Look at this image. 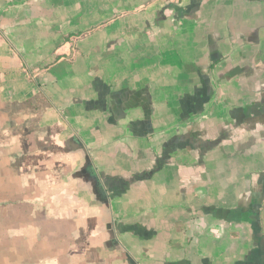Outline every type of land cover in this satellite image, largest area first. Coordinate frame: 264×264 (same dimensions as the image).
Segmentation results:
<instances>
[{"label": "crops", "instance_id": "obj_1", "mask_svg": "<svg viewBox=\"0 0 264 264\" xmlns=\"http://www.w3.org/2000/svg\"><path fill=\"white\" fill-rule=\"evenodd\" d=\"M0 264H264V0H0Z\"/></svg>", "mask_w": 264, "mask_h": 264}, {"label": "built area", "instance_id": "obj_2", "mask_svg": "<svg viewBox=\"0 0 264 264\" xmlns=\"http://www.w3.org/2000/svg\"><path fill=\"white\" fill-rule=\"evenodd\" d=\"M249 1H263V0H249Z\"/></svg>", "mask_w": 264, "mask_h": 264}]
</instances>
